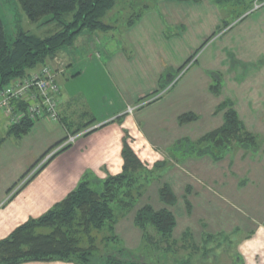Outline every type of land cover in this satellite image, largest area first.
I'll return each instance as SVG.
<instances>
[{
    "label": "crops",
    "instance_id": "obj_1",
    "mask_svg": "<svg viewBox=\"0 0 264 264\" xmlns=\"http://www.w3.org/2000/svg\"><path fill=\"white\" fill-rule=\"evenodd\" d=\"M217 13L214 0H158L156 6L142 13L123 32L124 42L131 48L129 53L124 49L110 51L106 61H100L101 54L87 56L80 76L95 71L105 74L114 94L113 98L105 99L112 111L100 119L94 115L95 121L79 132L92 130L51 156L31 178L26 180L43 158L68 134H73L61 119L64 117L73 124V92L67 91V97L61 100L58 122L40 120L17 138L18 142L4 140L0 146V240L29 219L46 213L84 178L95 182L120 173L126 132L138 158L152 166L163 160L173 162L170 149L177 141L197 140L220 127L224 112H218L217 107L226 98L234 101L246 126L249 118L264 127V60L257 58L253 66L249 56L255 48L259 56H264V11L257 22L246 23L247 15L235 24L225 23L220 46L211 59L199 68L195 66L190 79L187 71L174 82L172 72L180 71L192 58V55L188 58V36L193 34L192 28L198 30L210 21V28L216 30L220 27ZM249 43L254 47L247 51ZM243 58L245 63L250 61V66L242 68ZM212 72L222 75L219 95L210 89ZM157 93L161 95L150 100ZM86 100L90 102L87 95ZM142 102L146 103L128 112L130 106ZM188 113L196 114L197 119L180 123L179 117ZM5 125L4 118H0V128L6 130ZM255 132L263 135L258 152L236 148L219 161L206 155L187 157L171 165L157 188L160 207L156 208L150 201L136 206L131 232L142 238V230L134 223L136 212L146 204L155 209L166 207L160 200L159 189L169 183L177 196L176 204L169 206L177 218L173 234L187 228L194 233L199 218L205 221L201 230L209 234L222 230L239 235L242 224H248L243 230L252 233L240 243L239 255L244 264H264V132ZM55 144L58 145L51 149ZM174 209H180L179 213ZM181 218L186 219L179 221ZM124 240L127 243L125 236ZM20 264L76 263L41 260Z\"/></svg>",
    "mask_w": 264,
    "mask_h": 264
},
{
    "label": "trees",
    "instance_id": "obj_2",
    "mask_svg": "<svg viewBox=\"0 0 264 264\" xmlns=\"http://www.w3.org/2000/svg\"><path fill=\"white\" fill-rule=\"evenodd\" d=\"M19 1L30 19L40 20L49 16L46 22H57L60 29L43 38L20 31L13 43H9L0 17V90L12 80L25 77L32 70L44 65L49 58L58 56L65 48L73 46L85 31L108 30L110 27L105 24L104 18L117 0ZM212 77L210 89L219 95L222 91V75L212 72ZM217 111L224 112L223 124L197 140L184 138L177 141L170 149L173 159L181 162L187 157L207 155L214 161H219L236 148L259 151L263 143L262 136L247 129L232 99L223 100ZM197 117L193 113L183 114L179 121L186 123L196 120ZM61 119L67 128L72 124L64 117ZM94 121L92 118L87 124L72 130V133H78ZM33 124L25 120L9 127L7 135L20 138L29 132ZM4 140L5 137L0 138V146ZM56 145L58 144L51 149ZM122 157L124 163L120 173L110 174L95 182L84 178L46 213L29 219L0 240V264L41 260L92 264L96 250V236L93 232L109 230V239L116 240L118 236L114 227L119 216L133 210L145 194L146 188L154 180L161 178L171 165H168V160L156 162L152 166L141 161L130 145L127 132L123 138ZM97 185H101V188H97ZM159 197L166 207L155 209L151 204H146L137 210L134 220L135 225L143 231L144 247H150L149 249L155 248L158 241L154 240L153 233L166 242L172 239L177 225L176 215L169 208L176 204L177 196L169 183L160 187ZM190 235L189 231H185L184 236ZM211 236L208 234L207 238ZM136 253H139V249L130 250L124 247L117 253L104 256L101 261L102 264H161L148 261L143 255L138 256Z\"/></svg>",
    "mask_w": 264,
    "mask_h": 264
},
{
    "label": "rangeland",
    "instance_id": "obj_3",
    "mask_svg": "<svg viewBox=\"0 0 264 264\" xmlns=\"http://www.w3.org/2000/svg\"><path fill=\"white\" fill-rule=\"evenodd\" d=\"M263 1L264 0L216 1V7L218 9L217 14L220 16L217 23L220 27L216 30H214V28L211 29L209 26L211 22L206 21L197 28L198 30H196V27L192 28L193 34H189L188 36V58L192 55V59L188 61L180 71L172 72L175 76L174 82L178 81L187 71L189 78L195 66L196 68H199L201 65L203 66V62L207 63V60L211 59L210 56L214 50L220 46L219 40L224 32L225 23L235 24L247 15L246 18L248 19L245 18L246 23H251V21L254 22L255 20V22H257V19L264 11ZM157 2L158 0H117L115 6L104 18L105 24L110 27L108 30L94 32L85 31L73 46L65 48L62 53L58 54V56L49 58L45 62L54 63L56 65V57L63 62V72L59 76V83L62 88L61 100L64 101L65 97H67V91H71L75 95L73 99V112L71 113L73 124H69V127L72 130H74L76 128L75 126L79 123L84 124L89 122L94 115L100 119L101 116L112 111L110 107L107 106L108 103L105 99L107 97L113 98L114 94L110 90L105 74L95 71L94 74L90 72L88 76H80L81 70L86 65L87 56L101 54L102 59L100 61H106V55L107 53H110V51L124 49L125 53H129L131 48L124 42L123 32L129 25L133 24L142 13L146 12L151 7L156 6ZM257 4H260V7L256 8ZM0 17L3 20L5 36L9 43H13L20 31H26L43 38L60 29L57 22H46L49 16H45L40 20L30 19L22 8L19 0H0ZM221 28L222 30L220 31L219 29ZM198 31L202 36L198 34ZM211 33L214 34L211 35ZM207 38L208 41L206 42ZM253 47L254 44L249 43L246 50L250 51ZM249 56L253 61L245 63L243 58L240 60L242 68L246 67V65L250 66V64L255 66L256 63L254 60L259 57L264 60V56H259L256 48L251 51ZM95 61L98 60L96 59ZM249 62L250 64H248ZM66 63H68V65H66ZM72 71H74L73 74ZM191 80H193V78ZM162 93L163 92H161V94ZM161 94L157 93L153 96L157 98ZM86 95L90 102L86 100ZM85 112H87V114H84ZM0 118H2L1 115ZM256 118L259 119L258 115ZM5 122L7 125H5V127H7L6 130H8L10 126L8 125L7 120H5ZM258 123L259 122H256V120H249L248 118V126H245L249 128V131L258 134L263 138L261 133L255 132V130L264 132V127H261ZM6 130L0 128V138L5 137V140L10 141L18 140L14 135H7ZM172 161L173 162L170 160L168 165L180 163L175 159ZM163 179L164 176H161V178L154 180L146 188L145 196L143 195L144 198L143 196L141 197L143 200H139L137 207H140L143 203L148 201L153 202L156 208L160 207L157 199L158 196L156 197V194L158 191L157 188H159V183H161ZM97 188L100 189L101 185H97ZM174 210L179 213L180 209ZM134 212V210H131L128 214L119 216L117 221V223L119 222V227L115 232L118 236L116 240L109 239V236L111 235L109 230L104 229L102 231L93 232L96 236V250L92 259V264H102L101 260L104 256L117 253L120 248L124 247L130 250L139 249V253H136V255H143L144 259L161 264H244L239 255V246L243 239L252 233L251 230L246 231L245 228L243 230V227L248 224H242V226H244L240 227L242 235L240 233L238 235L237 233L221 230L215 234H210L212 236L207 238L209 233H206L205 230H201V227H205V221L199 218L196 224L198 229L196 228L194 233L190 232L191 230H188V228L185 230L191 233L189 237L184 236L185 231L182 229L176 231L173 234L172 239L165 242L159 238V235L153 233L154 240L157 239L158 241L155 243V248L153 247V249H149L150 247H144L145 244L143 243L142 238L140 239V235L138 237V235H134L133 232H131ZM180 217L181 216H179V218ZM182 219L186 218H181L179 221ZM123 235L128 244L124 240ZM256 261H258V259H256Z\"/></svg>",
    "mask_w": 264,
    "mask_h": 264
},
{
    "label": "built area",
    "instance_id": "obj_4",
    "mask_svg": "<svg viewBox=\"0 0 264 264\" xmlns=\"http://www.w3.org/2000/svg\"><path fill=\"white\" fill-rule=\"evenodd\" d=\"M258 7H260V4L256 5V8ZM55 61L56 65L54 63H45L39 68L32 70L27 76L12 80L0 90V115L7 120L10 127L18 125L25 120L32 123L44 119L60 120L62 88L59 83V76L63 72V62L58 60L57 57ZM151 99H155V96L151 97ZM145 103L142 102L136 106H130L128 112H132ZM90 130L68 134L63 142L43 158L26 180L51 156Z\"/></svg>",
    "mask_w": 264,
    "mask_h": 264
}]
</instances>
